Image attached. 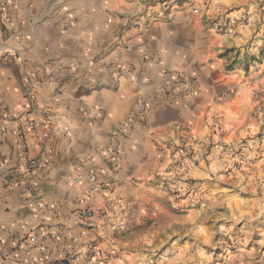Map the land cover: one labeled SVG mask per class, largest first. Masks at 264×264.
Returning <instances> with one entry per match:
<instances>
[{
    "label": "crops",
    "instance_id": "0c3cea01",
    "mask_svg": "<svg viewBox=\"0 0 264 264\" xmlns=\"http://www.w3.org/2000/svg\"><path fill=\"white\" fill-rule=\"evenodd\" d=\"M0 4L12 17L0 56L16 55L0 64V264H151L129 240L158 191L161 145L180 128L197 134L215 117L237 119L254 83L227 72L220 55L240 43L207 33L182 0ZM179 75L197 77V92L160 97ZM104 187L128 210L123 232L99 221L87 229L76 217L103 209ZM262 254L237 252L224 264Z\"/></svg>",
    "mask_w": 264,
    "mask_h": 264
},
{
    "label": "rangeland",
    "instance_id": "374dc122",
    "mask_svg": "<svg viewBox=\"0 0 264 264\" xmlns=\"http://www.w3.org/2000/svg\"><path fill=\"white\" fill-rule=\"evenodd\" d=\"M182 2L207 33L240 43L220 57L227 72L251 77L255 90L237 119L215 117L197 134L177 128V139L161 145L158 191L150 193L129 243L151 264H224L264 247V0ZM124 209L125 226L115 233L128 227ZM252 264H264V255Z\"/></svg>",
    "mask_w": 264,
    "mask_h": 264
},
{
    "label": "built area",
    "instance_id": "2783aa9c",
    "mask_svg": "<svg viewBox=\"0 0 264 264\" xmlns=\"http://www.w3.org/2000/svg\"><path fill=\"white\" fill-rule=\"evenodd\" d=\"M12 26V17L5 6L0 4V29L9 30ZM16 55L13 50H6L0 56V64L5 63L11 65L15 62ZM174 87L169 90L160 91V97H171L172 99L180 96L194 95L197 92L198 80L194 76L179 75L174 83ZM122 124L120 128L123 126ZM111 143H114L116 138L111 137ZM82 180V176H78L76 181ZM97 191L95 187L88 190L85 194L86 199H90L91 196ZM105 195V205L103 209L95 210L90 206H86L80 209L76 213L77 219L87 229H92L96 226L97 221L101 222V226H107L112 230L121 229L125 226L126 213L121 202L115 198L109 188H102L100 190ZM93 258L102 259V252L93 247L91 250ZM100 260V259H99ZM101 261V260H100ZM102 262V261H101Z\"/></svg>",
    "mask_w": 264,
    "mask_h": 264
}]
</instances>
